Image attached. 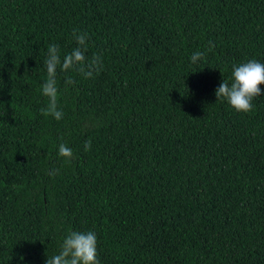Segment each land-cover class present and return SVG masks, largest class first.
I'll return each instance as SVG.
<instances>
[{
	"label": "trees",
	"instance_id": "obj_1",
	"mask_svg": "<svg viewBox=\"0 0 264 264\" xmlns=\"http://www.w3.org/2000/svg\"><path fill=\"white\" fill-rule=\"evenodd\" d=\"M74 29L102 67L57 69L56 120L44 60ZM251 59L264 0H0V264H46L71 231L100 264H264V85L250 112L215 95Z\"/></svg>",
	"mask_w": 264,
	"mask_h": 264
},
{
	"label": "clouds",
	"instance_id": "obj_2",
	"mask_svg": "<svg viewBox=\"0 0 264 264\" xmlns=\"http://www.w3.org/2000/svg\"><path fill=\"white\" fill-rule=\"evenodd\" d=\"M72 37L78 45L61 60L58 45L47 46V55L44 60L47 78L41 84L42 94L47 98V105L41 108L44 116H53L56 120L63 118L62 111L58 108L57 69L63 72L75 70L85 78H91L102 67V57L99 54L91 59L86 57L89 36L85 32L74 29ZM209 51L215 45L209 42ZM204 57V53L196 51L190 57L192 63H196ZM66 84H73L71 78H66ZM261 85H264V63L256 59L233 66L231 83L224 80L216 89L215 95L218 100L224 99L237 112H250L253 109L252 101L262 95ZM91 140L86 141L85 151L91 150ZM58 155L71 159L73 151L65 143L58 146ZM58 169L49 171V175L55 176ZM97 235L94 231L78 232L71 231L64 237L58 254L48 256L46 264H100L97 251ZM23 259V257H21Z\"/></svg>",
	"mask_w": 264,
	"mask_h": 264
}]
</instances>
